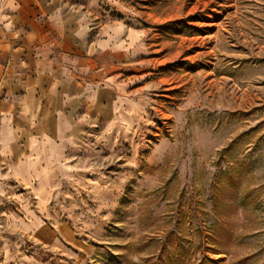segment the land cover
I'll list each match as a JSON object with an SVG mask.
<instances>
[{"label": "rangeland", "instance_id": "1", "mask_svg": "<svg viewBox=\"0 0 264 264\" xmlns=\"http://www.w3.org/2000/svg\"><path fill=\"white\" fill-rule=\"evenodd\" d=\"M122 2L143 110L66 151L17 264H264V0Z\"/></svg>", "mask_w": 264, "mask_h": 264}, {"label": "crops", "instance_id": "2", "mask_svg": "<svg viewBox=\"0 0 264 264\" xmlns=\"http://www.w3.org/2000/svg\"><path fill=\"white\" fill-rule=\"evenodd\" d=\"M113 1L0 0V264L48 244L49 183L74 172L66 151L143 110L126 73L144 62V31Z\"/></svg>", "mask_w": 264, "mask_h": 264}]
</instances>
